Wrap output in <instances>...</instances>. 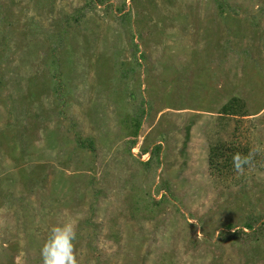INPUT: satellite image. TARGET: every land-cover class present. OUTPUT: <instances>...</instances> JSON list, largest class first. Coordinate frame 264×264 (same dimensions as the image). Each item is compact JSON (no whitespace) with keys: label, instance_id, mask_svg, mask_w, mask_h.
Listing matches in <instances>:
<instances>
[{"label":"rangeland","instance_id":"rangeland-1","mask_svg":"<svg viewBox=\"0 0 264 264\" xmlns=\"http://www.w3.org/2000/svg\"><path fill=\"white\" fill-rule=\"evenodd\" d=\"M69 223L77 264H264V0H0V264Z\"/></svg>","mask_w":264,"mask_h":264},{"label":"clouds","instance_id":"clouds-1","mask_svg":"<svg viewBox=\"0 0 264 264\" xmlns=\"http://www.w3.org/2000/svg\"><path fill=\"white\" fill-rule=\"evenodd\" d=\"M250 163L249 157L242 158L240 154L233 157V167L237 173L243 172L245 165ZM75 239L76 232L71 223L53 228L41 249L42 264H77Z\"/></svg>","mask_w":264,"mask_h":264},{"label":"trees","instance_id":"trees-1","mask_svg":"<svg viewBox=\"0 0 264 264\" xmlns=\"http://www.w3.org/2000/svg\"><path fill=\"white\" fill-rule=\"evenodd\" d=\"M151 156H153V154H151ZM251 228V227H250Z\"/></svg>","mask_w":264,"mask_h":264}]
</instances>
